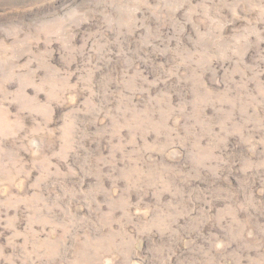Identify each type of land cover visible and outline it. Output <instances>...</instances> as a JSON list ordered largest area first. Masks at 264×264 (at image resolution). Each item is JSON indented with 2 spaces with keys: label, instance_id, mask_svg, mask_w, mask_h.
Returning <instances> with one entry per match:
<instances>
[{
  "label": "rangeland",
  "instance_id": "rangeland-1",
  "mask_svg": "<svg viewBox=\"0 0 264 264\" xmlns=\"http://www.w3.org/2000/svg\"><path fill=\"white\" fill-rule=\"evenodd\" d=\"M0 264H264V0H0Z\"/></svg>",
  "mask_w": 264,
  "mask_h": 264
}]
</instances>
